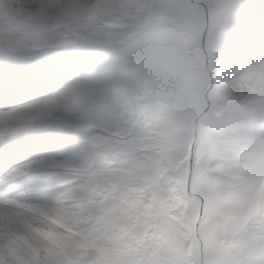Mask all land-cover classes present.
I'll use <instances>...</instances> for the list:
<instances>
[{
    "label": "snow or ice",
    "instance_id": "snow-or-ice-1",
    "mask_svg": "<svg viewBox=\"0 0 264 264\" xmlns=\"http://www.w3.org/2000/svg\"><path fill=\"white\" fill-rule=\"evenodd\" d=\"M110 4L122 29L93 30L88 11ZM68 12L83 17L70 40L35 43ZM257 69L264 0H0V264H264L223 257L215 230L238 218L264 239V184L219 163L234 139L264 140L262 94L227 88ZM117 82L132 102L108 106ZM201 119L225 130L214 148L184 135ZM192 193L196 256L175 223Z\"/></svg>",
    "mask_w": 264,
    "mask_h": 264
},
{
    "label": "clouds",
    "instance_id": "clouds-1",
    "mask_svg": "<svg viewBox=\"0 0 264 264\" xmlns=\"http://www.w3.org/2000/svg\"><path fill=\"white\" fill-rule=\"evenodd\" d=\"M122 6L117 4L105 5L99 11L89 10L87 14L89 26L98 32L110 33L122 29L124 21L122 19L124 13ZM83 17L77 13L68 12L64 14L62 26H58L48 30L43 36L38 37L36 44L47 42L55 44L58 40H70L71 35L81 27ZM193 53L188 51V55ZM190 69L195 71V65H190ZM123 75L125 84L132 85L136 78L140 75L137 65L129 64L124 70ZM87 92L84 103L81 105V114L89 115V108L94 101V97L90 94L97 87H100L95 81H87ZM228 91L236 99H246L252 90L261 93V99L264 100V69H257L255 74L248 80L238 78L234 82L227 85ZM131 103L130 98L126 93V88L119 82L110 85L105 95V104L115 106L120 103ZM235 111L234 108L224 105L223 114L229 115ZM223 127L220 122L208 128L204 121L193 120L189 126L184 129V135L189 139L200 140L204 147L214 148L215 141L221 138ZM259 150L264 153V140L257 141ZM227 157V155H225ZM225 168L235 170V165L228 159L220 161ZM112 167H118L113 163ZM177 188H182L183 175L182 170L176 172ZM249 179L259 181L264 184V169L255 170L249 176ZM179 219L175 221L178 226V239L183 247L196 256L198 255L200 244L203 240V229L205 223L200 215L199 203L196 199V194L192 193L189 202L186 206H181L179 210ZM219 223L216 226V235L219 241V251L225 258L231 259H247L257 258L264 261V239L257 240L252 231L246 224H242L240 220L233 219L225 224L222 217L217 218Z\"/></svg>",
    "mask_w": 264,
    "mask_h": 264
},
{
    "label": "rangeland",
    "instance_id": "rangeland-1",
    "mask_svg": "<svg viewBox=\"0 0 264 264\" xmlns=\"http://www.w3.org/2000/svg\"><path fill=\"white\" fill-rule=\"evenodd\" d=\"M225 130L220 134L224 136ZM225 155L235 165L237 171L253 172L264 169V153L258 142L250 138H236L225 146Z\"/></svg>",
    "mask_w": 264,
    "mask_h": 264
}]
</instances>
